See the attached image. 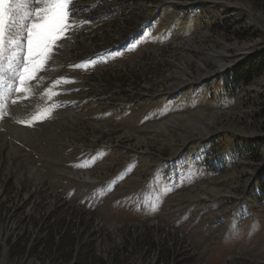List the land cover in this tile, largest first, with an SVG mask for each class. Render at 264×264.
<instances>
[{"label":"rangeland","instance_id":"1","mask_svg":"<svg viewBox=\"0 0 264 264\" xmlns=\"http://www.w3.org/2000/svg\"><path fill=\"white\" fill-rule=\"evenodd\" d=\"M76 7L79 26L58 41L61 52L72 43L71 52L59 54L53 71L48 62L42 99L20 120L33 126L58 115L43 127L48 135L0 142V247L20 241L13 258L1 248L0 264H68L78 240V264H171L163 254L176 264H264V196H254L264 179V74L218 97L208 93L264 54V11L252 0H76ZM16 19L14 32L23 23ZM132 34L109 52L120 55L81 64ZM15 59L13 41L3 93L18 85L10 79ZM26 95L34 101L31 89ZM69 112L73 120L62 116ZM227 149L232 159L221 160ZM95 188V210L72 207L78 193ZM43 220L49 225L40 228ZM54 248L64 257L49 259Z\"/></svg>","mask_w":264,"mask_h":264},{"label":"snow or ice","instance_id":"2","mask_svg":"<svg viewBox=\"0 0 264 264\" xmlns=\"http://www.w3.org/2000/svg\"><path fill=\"white\" fill-rule=\"evenodd\" d=\"M79 11L76 0H0V87L6 84L4 76L8 73L3 70V65L5 53L13 41L16 59L14 67L9 63L10 79L18 81V85L13 88L7 84V88L26 92L30 91L25 87L28 81H37L39 85L44 77L37 76V73L46 70L45 66L59 48L58 41L66 39L73 28L79 26L74 19ZM16 14L20 15L23 23L19 24V31L14 32L18 24ZM109 54L118 56L121 53ZM60 82L56 81L57 84ZM0 99H4L2 91ZM20 99L22 97L13 98L11 103L16 104ZM35 120L36 117H33ZM18 122L32 126L31 121Z\"/></svg>","mask_w":264,"mask_h":264},{"label":"bare ground","instance_id":"3","mask_svg":"<svg viewBox=\"0 0 264 264\" xmlns=\"http://www.w3.org/2000/svg\"><path fill=\"white\" fill-rule=\"evenodd\" d=\"M72 39H73V37H72ZM72 39L70 38L69 41L73 42ZM59 46L61 47V50H62L63 46H61V44ZM72 46H73V44L70 43L69 48L67 49L66 52L65 51L61 52L59 48L55 51V54L53 55V58H55V59L53 60V58H52V60L50 61L51 62L50 65L53 64V68H51L52 71L55 69L54 68L55 64H56V67L59 66V61L56 63V61L58 60L59 54L63 53V54H61L62 57L60 56L59 59H66L69 56L68 54L71 52ZM48 71H49V68L47 67V69L45 71H43L42 73H40L38 76H46V73ZM33 82H35L36 84L31 85ZM33 82L27 83L25 85V87L26 88L30 87V89L32 91V95L34 96V101H33V99L27 97L24 101H21V99H20V100H18V102L16 104H12V103L9 104L8 114L4 116L5 122L3 123V125L0 126V142H3L5 144V143L9 142V140H14V139H22L24 141H30L31 139H29V137H32L34 135H39L40 137H45L48 135V132L43 131V127L49 125L50 123H45V124L39 126L38 128L24 129L23 127L20 126V123L18 122V121H20V119H23V118L27 117L30 113H32L34 110L33 108H34V105L36 104V102L39 101L40 99H42V97H40L38 95L40 90H41L40 84L38 85L37 81H33ZM41 93H42V91H41ZM24 96H27L26 92H24L23 95L16 96V97H24ZM16 105H18V106H16ZM24 105H26V106H24ZM23 106H24V109H23ZM27 111H28V113H27ZM25 113H27V115H25ZM62 116L66 120H73V116L70 112L66 113ZM20 117H22V118H20ZM64 126H66V125H64ZM64 126L62 125L61 129L57 131V135L59 134V131H61L62 128H64ZM2 147H6V146L1 145L0 148L2 149ZM17 152H18L17 150H14V154H15L14 156L17 155ZM8 166H10V164ZM13 169L17 170L16 167H14ZM37 170L38 169H36V168L32 169V173H35Z\"/></svg>","mask_w":264,"mask_h":264},{"label":"trees","instance_id":"4","mask_svg":"<svg viewBox=\"0 0 264 264\" xmlns=\"http://www.w3.org/2000/svg\"><path fill=\"white\" fill-rule=\"evenodd\" d=\"M252 2L255 3L257 6H259L264 11V0H252ZM262 74H264V54L258 55V58L255 61H253L251 63H247L246 65L234 70L230 76H225L224 78H220L218 80V83L216 84V86H214L212 89H208V93L213 92V94H216L218 97L219 94H221V93L223 94V93H225V91H231L233 89L235 90V89L239 88L241 85L247 86V85L251 84L252 81L257 76L262 75ZM226 84H228V87L226 86ZM196 89L197 90H204L206 88L201 86V87L196 88ZM181 95H183V94H181ZM211 96H212V94L210 95V97ZM263 115H264V110H263ZM219 141L220 140H218V139H214L211 142L202 146L201 149L202 150L210 149L212 146H214L215 143H217ZM260 142H262V141H260ZM232 154H233V151H231L230 149H227L226 151H224L221 160H227L228 161V160L232 159V157H233ZM183 155H185V154H183ZM198 155L199 154L196 153L194 155V157H198ZM221 165H222V163H221ZM215 167H217V165ZM254 188L257 190L256 193L254 194V196L257 198H262L264 196V179L259 180V178H258L254 184ZM239 210H240V208H239ZM17 248H19V246H17V245L9 246V257L13 258L16 254L19 253V251L17 252V250H16ZM59 250H61L63 252V248H60ZM81 253H82V251L79 252V254L77 256V264H78V262L82 256ZM173 256L174 255L165 256V254H163L162 258L165 260H170V262L173 263V259H172ZM62 257H64V256H62ZM176 260H177V257H175V261ZM175 261L173 264H176Z\"/></svg>","mask_w":264,"mask_h":264},{"label":"clouds","instance_id":"5","mask_svg":"<svg viewBox=\"0 0 264 264\" xmlns=\"http://www.w3.org/2000/svg\"><path fill=\"white\" fill-rule=\"evenodd\" d=\"M80 160V159H79ZM80 161H83V160H80ZM79 187V186H78ZM94 191V189L91 191V192H89L88 193V197H85L86 196V194H85V192H84V197H79V203L78 202H76V205H73L72 207L73 208H77L78 207V204H79V207H81L82 209H83V211L85 210V211H87V212H89V211H91V210H93L94 209V207H96V202H95V199H92V195H93V192ZM86 198H87V200H86ZM1 209V208H0ZM51 214L48 212L47 213V215H46V217H45V220H46V218H48L49 216H50ZM69 217V224L72 222V220H73V217L72 216H66V219H65V223H66V221H67V218ZM82 217H83V214H82V216H81V218H80V220H82ZM45 220H43L42 222H41V225H40V228L42 227V225L44 226V227H46L47 225H49V224H47L46 225V221ZM83 221V220H82ZM0 230H1V236L3 235V232H4V229H2V227H0ZM53 231H56V228H53L52 229ZM15 238V237H14ZM16 239V238H15ZM78 242H79V240L77 241V243H76V245L74 246L75 247V250H74V252H73V254H72V258H71V260L68 262V264H77V256H78V254H79V252H81V248L79 247V244H78ZM18 243H20V241H18V242H15L13 239H11L10 241L8 240V242H5V243H1V247H0V250H1V248H2V254H3V256H4V259L6 260L7 258H8V256H9V246H11V245H18ZM156 243H157V248H156V250H155V254H156V256H157V259H158V257L160 258L161 257V255L162 254H160V252L162 253V250H160V245H159V242L158 241H156ZM77 247H79L78 249H77ZM26 250H27V248H26ZM28 250H29V248H28ZM27 250V252H26V254H25V256L26 257H28L29 256V253H30V251H28ZM58 252H57V251ZM83 250V249H82ZM42 251V250H41ZM174 252V251H173ZM63 253V252H62ZM62 253H60V250L59 249H53V251H52V253H51V255H52V257L51 258H49V259H51V260H54V258H57V257H59V258H61V256L63 255ZM175 253V252H174ZM19 254V253H18ZM23 254L24 253H22V256H23ZM174 255V254H173ZM172 259H173V263H174V261H175V257L173 256L172 257ZM172 261V260H171ZM173 263H171V264H173ZM87 264H91V260L90 259H88L87 260Z\"/></svg>","mask_w":264,"mask_h":264}]
</instances>
